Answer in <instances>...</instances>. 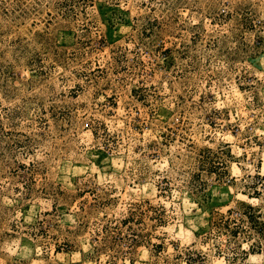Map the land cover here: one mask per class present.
Listing matches in <instances>:
<instances>
[{
	"label": "rangeland",
	"instance_id": "rangeland-1",
	"mask_svg": "<svg viewBox=\"0 0 264 264\" xmlns=\"http://www.w3.org/2000/svg\"><path fill=\"white\" fill-rule=\"evenodd\" d=\"M264 0H0V264H264Z\"/></svg>",
	"mask_w": 264,
	"mask_h": 264
},
{
	"label": "bare ground",
	"instance_id": "bare-ground-1",
	"mask_svg": "<svg viewBox=\"0 0 264 264\" xmlns=\"http://www.w3.org/2000/svg\"><path fill=\"white\" fill-rule=\"evenodd\" d=\"M263 170H264V168H263Z\"/></svg>",
	"mask_w": 264,
	"mask_h": 264
}]
</instances>
